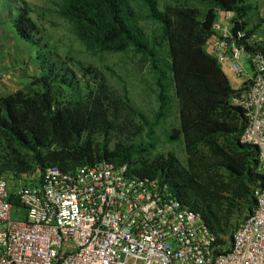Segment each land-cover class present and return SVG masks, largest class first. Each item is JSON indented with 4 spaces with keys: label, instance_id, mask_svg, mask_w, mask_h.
<instances>
[{
    "label": "trees",
    "instance_id": "trees-1",
    "mask_svg": "<svg viewBox=\"0 0 264 264\" xmlns=\"http://www.w3.org/2000/svg\"><path fill=\"white\" fill-rule=\"evenodd\" d=\"M138 1L156 26L150 35L133 0H62L58 15L91 53L134 51L146 60L157 91L151 121L128 108L123 83L117 95L102 72L80 68L78 74L56 52H42L29 6L22 0H0V26L11 27L35 47L40 71L27 90L0 97V178L40 174L49 167L67 174L103 161L126 163L131 173L159 179L175 198L199 212L217 244L229 243L225 252L241 223L234 228L233 215L242 206L251 214L254 191L264 186V177L257 149L239 142L243 119L229 104L234 92L229 79L204 45L213 35L217 12H233L237 21L251 8L243 0H171L162 9L159 0ZM193 4L205 5L206 11L201 14ZM173 102L179 127L169 139L183 138L186 167L172 153L138 160L136 155L149 152L153 142L144 147L112 143L121 121L135 117L142 131L152 132L170 116ZM10 201L19 209L13 197Z\"/></svg>",
    "mask_w": 264,
    "mask_h": 264
},
{
    "label": "built area",
    "instance_id": "built-area-1",
    "mask_svg": "<svg viewBox=\"0 0 264 264\" xmlns=\"http://www.w3.org/2000/svg\"><path fill=\"white\" fill-rule=\"evenodd\" d=\"M221 16L204 49L236 80L229 104L242 113L239 142L257 149L264 177V40L235 26L233 12ZM11 197L22 218H12ZM254 199L224 252L199 212L126 163L49 167L15 191L0 178V264H264V186Z\"/></svg>",
    "mask_w": 264,
    "mask_h": 264
},
{
    "label": "rangeland",
    "instance_id": "rangeland-1",
    "mask_svg": "<svg viewBox=\"0 0 264 264\" xmlns=\"http://www.w3.org/2000/svg\"><path fill=\"white\" fill-rule=\"evenodd\" d=\"M31 10V19L35 24L40 40L42 52L47 49L56 52L73 70L78 73L80 68H92L102 72L113 91L121 93L122 83L126 87L128 108L134 114H140L146 120L151 121L153 113L158 105L156 101V87L153 83L152 73L145 59L134 51L124 53H91L76 38L71 25L58 15L59 5L62 0H22ZM250 6V11L242 20L233 21L235 26L247 31L257 32L264 40V0H243ZM171 4V0H159V8L165 4ZM203 14L205 5L193 4ZM132 7L140 18V24L147 34L156 31V26L147 19V11L142 3L133 0ZM217 18L222 19L221 12H217ZM37 50L29 43L20 40L16 32L9 26H0V88L5 95L17 90H27L33 77L39 76ZM79 74V73H78ZM233 86V85H232ZM179 119L177 104L173 102L171 114L153 128L152 132L142 131L140 122L135 118L121 121L114 137L111 140L124 141L135 147L147 146L153 142V148L149 152H141L136 155L138 160H152L160 156L172 153L183 167L187 165V155L184 149L183 138L171 141L169 134L178 129ZM111 143V144H112ZM24 175L19 178L7 177L11 191H15L29 177ZM23 209L14 210L12 218H22ZM248 215L242 206L239 212L233 215L234 228ZM228 242L223 246L226 248Z\"/></svg>",
    "mask_w": 264,
    "mask_h": 264
},
{
    "label": "crops",
    "instance_id": "crops-1",
    "mask_svg": "<svg viewBox=\"0 0 264 264\" xmlns=\"http://www.w3.org/2000/svg\"><path fill=\"white\" fill-rule=\"evenodd\" d=\"M226 76L228 77L231 86L233 85L232 86V88H233L236 85V80L234 79V77L231 74L226 75ZM3 91L4 90L2 88H0V97L5 96V93H3Z\"/></svg>",
    "mask_w": 264,
    "mask_h": 264
}]
</instances>
